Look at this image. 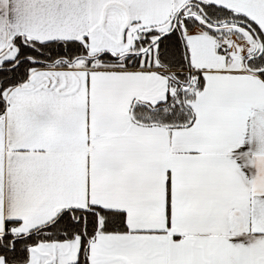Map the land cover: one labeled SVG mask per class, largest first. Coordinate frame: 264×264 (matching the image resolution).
Listing matches in <instances>:
<instances>
[{
	"label": "snow or ice",
	"instance_id": "6c2138e0",
	"mask_svg": "<svg viewBox=\"0 0 264 264\" xmlns=\"http://www.w3.org/2000/svg\"><path fill=\"white\" fill-rule=\"evenodd\" d=\"M0 264H264V0H0Z\"/></svg>",
	"mask_w": 264,
	"mask_h": 264
}]
</instances>
